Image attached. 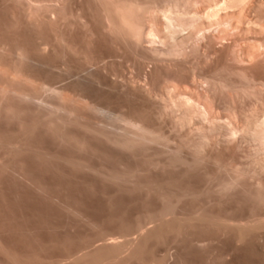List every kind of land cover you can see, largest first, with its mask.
I'll return each mask as SVG.
<instances>
[{"label": "bare ground", "instance_id": "6f19581e", "mask_svg": "<svg viewBox=\"0 0 264 264\" xmlns=\"http://www.w3.org/2000/svg\"><path fill=\"white\" fill-rule=\"evenodd\" d=\"M50 173L136 196L134 219L153 225L120 239L132 233L125 216L105 217L122 236L106 229L36 178ZM3 181L24 204L0 212V264H179L158 248L206 251L215 238L264 264V0H0ZM31 193L88 230L81 252L39 238Z\"/></svg>", "mask_w": 264, "mask_h": 264}, {"label": "rangeland", "instance_id": "374dc122", "mask_svg": "<svg viewBox=\"0 0 264 264\" xmlns=\"http://www.w3.org/2000/svg\"><path fill=\"white\" fill-rule=\"evenodd\" d=\"M119 60V59H118ZM117 60V61H118ZM122 61V62H121ZM126 62V64H124ZM119 63H120V65H125V66H120V69H125V70H121V73L123 72H125L124 74L125 75H127L128 73H129V75H127L128 77L130 76V73H131V76H133L134 75V73L136 72L137 73V70H135V68L133 67H131V66H129V64L130 65H132L131 64V62H129L128 63V61H124V59H120L119 60ZM128 64V65H127ZM126 65H127V68H126ZM131 68H129V67ZM122 67H124V68H122ZM128 69V70H127ZM133 69V71H131ZM133 72V73H132ZM136 73H135V75H136ZM133 74V75H132ZM134 75V76H135ZM130 76V77H131ZM168 130V129H167ZM166 130V131H167ZM170 130V129H169ZM169 130H168V132H169ZM171 131V130H170ZM167 132V133H168ZM170 133V132H169ZM168 133V134H169ZM173 134V133H172ZM171 133L169 134V135H172ZM251 142V143H250ZM247 141L246 142V144L248 145V147L246 146V144H245V146L251 151V152H254V154H255V151H254V149H256L255 148V142H253L252 143V141ZM250 143V144H249ZM257 147V146H256ZM252 148V149H251ZM259 154H256L255 156H258ZM259 156H261V155H259ZM262 157V156H261ZM48 175V176H47ZM44 174V176H43V174L41 175V174H37L36 175V178H38L37 180H40V182L41 183H43V184H45V185H47L48 186V188L50 189V190H52L51 192H54V193H59V190L64 194V195H66L69 199H72L71 201H74V199L76 200V198H77V200H78V198H79V200L78 201H80V203H81V208H83V206H85L86 208H83V211L84 212H88V214H90L91 213V215L94 213V215H92V216H94L95 218H98L97 220H99V223H102V222H106L105 224H103L105 227H106V229H109L108 227V225H110V227L113 229H111V231H115V232H113V233H117L119 230H118V223H120V222H122V221H119L118 220V222H114L113 224H111L110 222H108L107 223V220L105 219V217L106 218H108V217H110V216H114V217H118V218H122L123 216H125V217H123V218H125V219H123L124 221L123 222H125V223H127L128 224V222H129V224H130V229H132V230H130L132 233V235L129 233L128 235V237L126 236V238L124 237V235L122 236L121 234H119L120 232H118V234L120 235V236H122L120 239H122V240H126L127 238H131L132 240L133 239H135V238H139L140 237V235H141V233L139 234V232H141L140 230L138 231V228H137V226L139 225V224H141V225H143V223H145L146 225H144V226H146L145 228H148V227H150V226H152L153 224L151 223L150 224V222L148 221H146V222H144L143 220H141V222L143 221V223H141L140 221H139V218H137L138 217V214L140 213V211H141V207L140 206H142L141 205V203L140 202H136V196L134 197L133 195H130V196H127L126 194H123V195H118V194H116V193H114V189L111 187V186H105L104 185V183H102L98 178L96 179V177H91V175H90V177H88L89 175H86V174H78V176H77V174H76V176H75V174L74 175H68V174H56V175H54V174ZM63 175V176H62ZM79 175H80V177H79ZM84 176V180H82V177ZM52 177L53 176V178H50V177ZM65 176H67V177H65ZM72 176V177H71ZM75 176V177H74ZM85 176L86 177H88L89 178V180L87 179V178H85ZM44 177V178H43ZM62 179H61V178ZM77 177H78V179H77ZM40 178H42L43 180L41 181V179ZM59 178V179H58ZM73 178V179H72ZM77 179V181H76V179ZM45 179V180H44ZM91 179H92V181H91ZM52 180H53V182H52ZM55 180V181H54ZM65 180V181H64ZM70 180V181H69ZM80 180V181H79ZM81 180L82 181H84V182H82V184H81ZM61 181H64V182H61ZM79 181V182H78ZM88 182L89 183V181H90V184H89V186L87 187V185H88V183H85V182ZM94 181V182H93ZM96 181H97V183H96ZM99 181V182H98ZM57 184H56V183ZM72 182V183H71ZM92 182V183H91ZM52 183H54V184H52ZM69 183V184H68ZM93 183H95V184H93ZM100 185H99V184ZM3 184L4 185H2L3 187H0V189L1 190H3V191H1L0 190V192L5 196V198H7L6 200H7V202L8 201H10L9 202V204L12 202V204H10V205H12L11 207L9 206V208H6L5 206H3L2 204V206L0 205V212L2 213V214H4V216H7V213H8V215H13V214H17V213H19V211L22 209L23 210V207H21V206H23L22 204H24V203H21L19 200L17 201V199H15V189L13 188V187H9L4 181H3ZM62 184V185H61ZM63 184H65V185H63ZM86 185V187H85V185ZM102 184V185H101ZM5 185H6V187H5ZM53 185V186H52ZM59 185V186H58ZM69 185V186H68ZM72 185H74V186H72ZM93 187H92V186ZM94 185H96L95 187H94ZM104 185V187H102ZM8 186V187H7ZM60 186H62V189H60L61 187ZM78 186V187H77ZM58 187H60V188H58ZM67 187V188H66ZM80 187V188H79ZM90 187V188H89ZM3 188V189H2ZM8 188V189H7ZM53 188V189H52ZM56 188V189H55ZM71 190H70V189ZM74 188V189H73ZM85 188H88L89 190L87 191V189H85ZM91 188H93L92 190H91ZM99 188V189H98ZM101 188V189H100ZM105 188V189H104ZM109 188V189H108ZM111 188V189H110ZM64 189V190H63ZM65 189H69V190H65ZM75 189H76V191H75ZM77 189H79V190H77ZM81 189H83V190H81ZM108 190V192H110V193H107V191H105V190ZM5 190H7V191H5ZM12 190H13V193H12ZM90 190H91V192H90ZM96 190V191H95ZM99 190V191H98ZM112 190H113V193L116 195H114L113 193H112ZM10 191V192H9ZM65 191V192H64ZM75 192V193H71V192ZM80 191V192H79ZM82 191V192H81ZM101 191H103V192H101ZM6 192V193H5ZM28 193V191H26L25 190V192L23 191V193L24 194H27ZM88 192V193H87ZM95 192V193H94ZM111 194L110 196L112 197V198H110V196L108 195L107 196V194ZM101 194V196H100V194ZM9 196H8V195ZM14 194V195H13ZM71 194H72V196H71ZM74 194H76V195H74ZM80 194V195H79ZM105 194H106V196H107V198H106V196H105ZM34 195L35 194H33V193H31L30 194V197H31V199H30V201L27 203V205H29L30 207H31V209H32V213L33 212H35V214L36 215H34V213H33V215H34V217H33V220H31V224H32V226H35L37 229H38V236H39V238L40 239H43V241H49V240H58V241H63V240H65V239H69V240H71V238L72 239H74V244H75V248H76V250H75V248H74V251H77V250H79V252H81L80 251V249H82V248H77V247H83V241H79V239L78 238H81V235H86V233H88V230H85V227H83L81 224H79L78 223V225H76L77 224V222H75L74 220H72L71 218H68L67 217V215H64V217L62 216L63 215V213L57 208V207H55V206H53V205H51V204H47L46 203V205L44 206L43 204H45L44 202H43V200H41V198L38 196V195H35V197H34ZM32 196H33V198H32ZM73 196H76V197H73ZM120 196V197H119ZM11 197H14V198H11ZM83 197V198H82ZM94 197V198H93ZM117 198L118 197V200H119V202H117L116 203V201H118V200H116L115 202H114V200H115V198ZM123 197H125V199H126V203H125V199H123ZM37 198V199H36ZM104 198V199H103ZM131 198V199H130ZM11 199H14V201L16 202H14L13 200L11 201ZM89 199V200H88ZM134 199V200H133ZM33 200V201H32ZM34 200H35V202L36 203H34ZM36 200H39V201H36ZM85 200H86V202H85ZM88 200V201H87ZM112 200V201H111ZM127 200H128V202H127ZM41 201V202H40ZM102 201H104V202H102ZM105 201H106V204H114V205H112L111 207H115L116 209H114L113 208V210H112V208H110V206L108 205H106L105 204ZM131 201V202H130ZM135 203H138L137 205H135L134 204V202ZM14 202V203H13ZM83 202H85L84 204H83ZM92 202V203H91ZM108 202H110V203H108ZM120 202H121V205L119 206V204H120ZM88 203V204H87ZM91 203V204H90ZM100 203V204H99ZM119 203V204H118ZM122 203H124V204H122ZM132 203V204H131ZM20 204V205H19ZM40 204V205H39ZM103 204V205H102ZM115 204H117V205H115ZM127 204V205H126ZM132 205V207H131V205ZM7 205H8V203H7ZM19 205V206H18ZM35 205V206H34ZM89 206V207H87V206ZM126 205V207L124 208V206ZM130 207H129V206ZM17 206V208H18V210L16 211V209H15V207ZM48 206H49V208H48ZM51 206H53V207H51ZM91 206L93 207V208H91ZM105 206V208H103ZM135 206V207H134ZM137 206V207H136ZM46 209H45V208ZM140 208V209H137V208ZM4 208H6V209H8L7 211H6V209H4ZM19 208H20V210H19ZM35 208V209H34ZM37 208V209H36ZM51 208H54V209H51ZM107 208H108V211H107ZM109 208L111 209L110 211H109ZM10 209V210H9ZM49 211H48V210ZM92 209V210H91ZM103 211H101V210ZM134 209V210H133ZM137 209V210H136ZM40 210V211H39ZM45 210V211H44ZM51 210V211H50ZM58 210V211H57ZM94 210H95V212H97L96 213V215L98 216H95V212H94ZM104 210H105V212H104ZM119 210V212H121V210H122V212L121 213H117V211ZM136 210V211H135ZM3 211H5V212H3ZM15 211V212H14ZM57 211V212H56ZM90 211V212H89ZM124 211H126L125 212V214H124ZM128 211V212H127ZM132 211V213H130ZM10 212V213H9ZM13 212V213H12ZM47 212V213H46ZM60 212V213H59ZM101 212V213H100ZM112 214H111V213ZM114 212L115 213H117V214H114ZM52 213V214H51ZM55 213V214H54ZM104 213V214H103ZM105 213H107V214H105ZM126 213H127V215H129V214H131V215H129L128 217L126 216ZM6 214V215H5ZM39 214V215H38ZM61 214V215H60ZM111 214V215H110ZM119 214H121V216H119ZM134 214L136 215L137 214V219H134L135 218V216H134ZM248 213H244V215H242L244 218H242V217H240V219L242 218V220H247V217L249 216V214L247 215ZM43 215V216H42ZM54 215V216H53ZM99 215H100V217H99ZM118 215V216H117ZM108 216V217H107ZM251 216V215H250ZM249 216V217H250ZM10 217V216H9ZM51 217V218H50ZM63 217V218H62ZM130 217V218H129ZM65 218H67V219H65ZM100 218V219H99ZM105 219L104 221L102 220V219ZM129 218V219H128ZM132 218V221L130 220ZM49 219V220H48ZM59 219V220H58ZM71 219V220H70ZM36 220V221H35ZM101 220V221H100ZM133 220H135V221H133ZM137 220V221H136ZM71 221H73V222H71ZM109 221V220H108ZM33 222V223H32ZM61 222L63 223V224H61ZM66 222V223H65ZM133 222V223H132ZM137 222H140V223H137ZM44 223V224H43ZM47 223V224H46ZM50 223V224H49ZM72 223V224H71ZM75 223V224H74ZM110 223V224H109ZM116 223V224H115ZM149 223V224H148ZM42 224V225H41ZM54 224V225H53ZM108 224V225H107ZM138 224V225H137ZM114 225V227L116 228V229H114L112 226ZM117 225V226H116ZM135 225V226H134ZM59 226V227H58ZM108 226V227H107ZM133 226V227H132ZM143 226V227H144ZM66 227V228H65ZM135 227V228H134ZM139 227V226H138ZM142 226H140V228L142 229L143 228ZM46 228V229H45ZM50 228V229H49ZM52 228V229H51ZM58 228V229H57ZM73 228V229H72ZM80 228H82V229H80ZM151 228V227H150ZM48 229V230H47ZM109 229V230H110ZM135 231H134V230ZM144 229V228H143ZM149 229V228H148ZM74 231V232H73ZM129 231V232H130ZM142 232H143V230H142ZM48 233V234H47ZM77 233V234H76ZM72 234H74V235H72ZM116 235V236H119V235ZM57 235V236H56ZM71 235V236H70ZM131 235V236H130ZM78 236V237H77ZM44 237V238H43ZM67 237V238H66ZM77 237V238H76ZM134 237V238H133ZM49 238V239H48ZM51 238V239H50ZM76 238V239H75ZM124 238V239H123ZM130 238H129V240H130ZM218 241V243H219V239H217ZM224 240V241H223ZM79 241V242H78ZM211 241H214V242H211ZM210 242H208V244L210 243V244H212V243H215V245L213 244V245H211L212 247H210V244L208 245V247H207V249L208 250H204V251H202V250H199V249H197V248H195V247H191V248H193V249H189V248H187V249H185V250H183L182 251V248L179 246V247H177V244H175V245H171V244H173V243H169V245H171L170 246V248H168L169 247V245H165L162 249L161 248H158V251H157V254L158 255H160L159 253H161V256H164V258L165 257H167L168 258V256H169V253H166V252H168V251H170V254H172V259H170L171 261H173V260H176L175 262L176 263H178L179 262V264L181 263V264H183V261H182V259H180V257H179V255L181 254V253H183V254H186L187 252H189V256H188V253H187V262H186V264H207V263H210V262H212V259H213V262L215 263V264H221L222 262H224L223 264H249V263H251L252 264V262L255 264V263H257V260H258V258H257V256L256 255H252V256H250V254H252L253 252H251V253H249L250 251L248 250V249H246V248H237V246L235 247V245L234 244H232V242H229L228 241V243H227V241L223 238L222 240H220V243L218 244V243H216V238L214 239V240H211ZM83 242V243H82ZM226 244H225V243ZM224 243V244H223ZM218 244V245H217ZM231 244V245H230ZM81 245V246H80ZM226 245V246H225ZM166 246H168V247H166ZM222 246V247H221ZM176 247V248H175ZM210 247V248H209ZM168 248V249H167ZM179 248V251L177 250ZM195 248V249H194ZM221 248V249H220ZM224 248H228V249H224ZM236 248V249H235ZM174 249V250H173ZM215 249V250H214ZM220 249V250H219ZM231 249V250H230ZM232 249H235V251H233ZM243 249H244V251H243ZM52 250V251H51ZM62 249H60V248H53V249H50V251H49V255H56V256H59V255H65V253L64 252H66V251H61ZM181 250V251H180ZM195 250V251H194ZM210 250V251H209ZM218 250V251H217ZM173 251V252H172ZM193 251V252H192ZM198 251H199V253H198ZM230 251V252H229ZM247 251V252H246ZM56 252V253H55ZM178 252V253H177ZM192 252V253H191ZM195 252H196V255H195ZM212 252H214V255H212L213 253ZM221 253L220 255H217V253ZM223 252H224V256L222 255L223 254ZM227 252V253H226ZM232 252V253H231ZM245 252H246V254H245ZM60 253V254H59ZM63 253V254H62ZM164 253H166L165 255H163ZM211 253V254H210ZM216 253V254H215ZM239 253V254H238ZM167 254H168V256H167ZM176 254H178V255H176ZM183 254H181V255H183ZM204 254V255H203ZM173 255H176L175 257H177L178 256V258H173ZM192 255V256H191ZM196 257H195V256ZM211 255V256H210ZM248 255H249V257H248ZM161 256H158V257H161ZM202 256V257H201ZM218 256V257H217ZM222 256V257H221ZM245 256H247V258L245 257ZM190 257V258H189ZM194 257V258H193ZM214 257H215V260H214ZM220 257L222 258L221 260H222V262H221V260H220ZM224 257V258H223ZM162 258V257H161ZM164 258H162V259H160V260H163ZM188 258H189V261H188ZM212 258V259H211ZM217 258H219V261H218V259ZM227 258V259H226ZM230 258V259H229ZM256 258V259H255ZM178 259H180V260H178ZM193 259V260H192ZM210 259H211V261H210ZM169 260V259H168ZM197 260H199V261H197ZM203 260H205V261H203ZM224 260V261H223ZM236 260V261H235ZM249 262H248V261ZM254 260V261H253ZM255 260H256V262H255ZM182 261V262H181ZM210 261V262H209ZM226 261V262H225ZM228 261V262H227ZM184 262V263H185ZM242 262V263H241ZM161 263H166L165 261L163 262H161ZM167 264V263H166ZM212 264V263H211Z\"/></svg>", "mask_w": 264, "mask_h": 264}]
</instances>
